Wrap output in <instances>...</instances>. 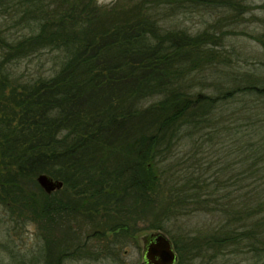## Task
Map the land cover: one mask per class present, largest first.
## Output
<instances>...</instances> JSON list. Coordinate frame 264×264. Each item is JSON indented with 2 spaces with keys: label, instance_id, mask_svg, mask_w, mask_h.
<instances>
[{
  "label": "trees",
  "instance_id": "16d2710c",
  "mask_svg": "<svg viewBox=\"0 0 264 264\" xmlns=\"http://www.w3.org/2000/svg\"><path fill=\"white\" fill-rule=\"evenodd\" d=\"M250 7L246 0H116L110 9L97 0H0V10L28 31L13 38L0 31V202L28 208L43 221L54 206L60 215H86L93 235L125 234L161 194L163 154L212 125L211 136L249 138L251 204L233 207L229 200L226 235L174 239L176 264H193L205 246L232 241H246L264 261V188L257 186L264 183V76L247 72L217 93L196 91L197 71L222 56L216 47L224 35L163 23L194 9L233 12L237 22ZM40 52L52 54V74L16 79L8 64ZM233 103H240L234 123L217 120ZM244 148L236 147L238 155ZM39 174L62 181L63 189L52 195L40 189L36 198L28 187ZM190 189L172 206L199 198ZM246 218L249 227L231 226Z\"/></svg>",
  "mask_w": 264,
  "mask_h": 264
},
{
  "label": "rangeland",
  "instance_id": "374dc122",
  "mask_svg": "<svg viewBox=\"0 0 264 264\" xmlns=\"http://www.w3.org/2000/svg\"><path fill=\"white\" fill-rule=\"evenodd\" d=\"M246 3L251 5V9L237 22L233 12L219 9L179 10L163 20L166 27H182L191 33L211 31L224 35L223 45L216 47L221 50L222 56L197 71L201 81L195 85L196 91L217 93V89L232 87L233 81L247 72L264 76V0H246ZM1 12L2 34L9 33L12 38L28 34L22 25L13 24L8 13ZM7 29L9 32L4 33ZM53 65L54 59L48 52L8 64L9 69L14 71V77L20 81L49 76ZM237 106L240 103L223 108V116L217 120L226 125L232 124L235 115L231 113ZM210 127L212 125L197 134L183 137L171 146V152L163 154L160 172L164 173V177L158 187L161 194L154 197L152 205L150 203L139 211V217L130 221L131 228L125 234L106 231L93 235L94 223L86 215L73 212L60 215L54 206L47 212L49 218L43 221L41 217L34 219L28 208L0 202V264H56L58 259L61 264H137L142 254L140 237L151 231H162L172 241L179 237L200 236L207 240L226 235L222 226L230 222V218L227 219L230 216L223 209H227L229 200L233 207L251 204L249 190L252 179L248 173L252 164L251 150L246 135H229L220 139L208 134L213 130ZM238 145L247 146V149L240 150L239 155L236 150ZM259 166L262 167L261 164ZM195 177L203 182L192 184L188 180ZM29 186L28 190L36 198L42 194L38 183ZM257 186L264 188V183L258 182ZM187 187H192L190 195H199V198L172 206L174 202L171 200L177 195L183 197ZM215 187L217 190L213 191ZM212 193L216 194L215 199L222 200L214 201ZM60 194L56 193V196ZM249 223L246 218L234 224L232 222L231 226L242 229L249 227ZM157 224L163 226V230L153 228ZM227 229L228 226L225 227ZM229 244L218 248L205 246L199 256H194L193 264H264L250 252L246 241Z\"/></svg>",
  "mask_w": 264,
  "mask_h": 264
},
{
  "label": "water",
  "instance_id": "95a60500",
  "mask_svg": "<svg viewBox=\"0 0 264 264\" xmlns=\"http://www.w3.org/2000/svg\"><path fill=\"white\" fill-rule=\"evenodd\" d=\"M38 185L51 194L63 188V182L53 179L47 174H39L36 178ZM142 259L137 264H176L177 253L172 240L162 231H151L140 237Z\"/></svg>",
  "mask_w": 264,
  "mask_h": 264
},
{
  "label": "clouds",
  "instance_id": "9594fccd",
  "mask_svg": "<svg viewBox=\"0 0 264 264\" xmlns=\"http://www.w3.org/2000/svg\"><path fill=\"white\" fill-rule=\"evenodd\" d=\"M115 3H116V0H97V6L98 7H106V8H109V9L111 7H114ZM53 111L54 112L58 111V109H54ZM65 134H66V130H65ZM57 138L58 139L61 138L59 134H58Z\"/></svg>",
  "mask_w": 264,
  "mask_h": 264
},
{
  "label": "flooded vegetation",
  "instance_id": "af4514ba",
  "mask_svg": "<svg viewBox=\"0 0 264 264\" xmlns=\"http://www.w3.org/2000/svg\"><path fill=\"white\" fill-rule=\"evenodd\" d=\"M173 246H174V245H173ZM174 248H175V247H174ZM141 259H142V254H141ZM140 261H141V260H140ZM58 262H59V261L57 260V261H56V264H57ZM47 263H48V262H47ZM48 264H50V263H48Z\"/></svg>",
  "mask_w": 264,
  "mask_h": 264
}]
</instances>
